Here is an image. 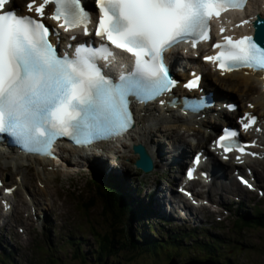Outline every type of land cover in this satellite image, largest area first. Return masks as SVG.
Instances as JSON below:
<instances>
[{
    "label": "snow or ice",
    "instance_id": "obj_1",
    "mask_svg": "<svg viewBox=\"0 0 264 264\" xmlns=\"http://www.w3.org/2000/svg\"><path fill=\"white\" fill-rule=\"evenodd\" d=\"M10 2L0 0V134L25 151L43 155H51L60 137L84 145L127 132L134 123L129 97L147 103L177 83L164 53L180 43L191 42L195 48L198 41L209 39L213 17L245 5V0H94L99 12L94 35L106 43L78 42L72 51L58 55L49 37L59 40V33H50L43 20L56 21L65 32L82 28L87 36L95 13L83 0H28L27 10L34 16L17 14ZM50 4L53 11L46 16ZM255 27L254 36L224 35L212 45L219 51L204 59L223 72L240 67L264 71V18H257ZM109 45L132 57V70L115 80L98 65L114 56ZM198 83L194 77L184 87ZM190 99L195 109L203 98ZM245 119V129L255 123L247 113L239 118ZM236 135L225 129L216 143L225 152L233 147L243 151Z\"/></svg>",
    "mask_w": 264,
    "mask_h": 264
},
{
    "label": "rangeland",
    "instance_id": "obj_2",
    "mask_svg": "<svg viewBox=\"0 0 264 264\" xmlns=\"http://www.w3.org/2000/svg\"><path fill=\"white\" fill-rule=\"evenodd\" d=\"M242 86L239 85V89H237L238 92H241ZM260 89V87H258ZM234 93V92H232ZM236 93H234L235 95ZM237 97V96H236ZM241 109L244 110L243 105L240 104ZM256 112V111H255ZM259 112V111H258ZM257 113V112H256ZM185 128V127H182ZM158 139L162 141H169L164 134H162V131H156L154 133ZM190 146L189 143L186 147L187 151L189 153H193L194 150L197 149V146H195L194 141L196 139L190 138ZM156 140V139H154ZM207 144V143H206ZM172 144H164V152H156V165L157 168L164 170L170 167L172 164L177 165V159L179 162H184L186 160V157L188 156V152L184 153L182 155L181 151L177 150L174 152V157H171L167 159L169 152L172 151L171 148ZM209 145V144H208ZM211 147V146H210ZM180 153V154H179ZM179 154V155H178ZM256 156H251L252 158H258V161L261 160V167H264V158L261 157L259 152L254 153ZM190 156V155H189ZM119 160L121 161L119 163ZM124 159L122 157L114 158L113 156H110L109 161H107L108 167H113L115 165L114 163L120 164V169L122 170L123 179L125 175L129 173L130 178H126V183L124 179L125 189L127 191H130L132 193H135V187L134 184L142 174L138 172V170L135 168V166H132L133 160H127V163L124 162ZM130 164H129V163ZM132 162V164H131ZM32 167L29 166L30 174L27 173L24 175L23 180L21 181V177L15 175L13 172V175L10 173H4L3 175L0 173V177L4 182H9L10 184H17L16 185V197L13 195V207L11 209V213L8 216L10 218V221L6 224L2 223L3 215L0 212V251L1 249H5L7 253L11 252L12 255L15 257L14 259L17 260L14 261V264H21L23 260H27L31 264H76L73 259L68 258L70 256L68 251H71L69 247H67L66 251H53L54 249L50 247V243L47 241L53 239L55 240L54 244L57 243L60 239H64L66 237H73L75 239L81 238L83 241L81 242V245L84 246L85 252H88L91 257V260H95V264H98V261L96 262V259L98 258V253L95 251L92 254V251L95 250V247L97 244L96 238L98 236L93 234L92 228L94 227L95 232H101L104 233L107 229H110V221L112 218L110 216H107L105 219L103 217V214H100V211H102V208H96V206H92L91 208L88 206L83 205L87 204L84 200L87 199L89 196H93L94 192H90L89 194H86L85 190V180L84 177L85 170L80 172L75 177V184L72 183V179L69 178L70 175L68 172L64 173L61 168L57 167L56 173L50 174L49 177H47V173L43 174L41 168L36 162H32ZM38 165V166H37ZM114 167H118L115 165ZM1 169V166H0ZM79 169H87L86 164H83L82 168L78 167L76 170ZM158 169V170H160ZM80 170V171H81ZM75 171V170H74ZM232 172V169L230 170ZM245 171V168L243 169ZM244 172L241 173V175ZM172 175V174H170ZM229 173H227L226 176H228ZM145 176V175H144ZM159 176L157 174L153 175H147L144 179L147 181V185L145 188L141 190V194L143 198H148V191H146V188H153L154 182L157 180ZM162 177V176H161ZM225 176H221V178H216L215 180L220 181ZM173 177L171 176L170 179ZM40 181V182H39ZM264 182V181H263ZM260 184L264 190V183ZM24 183V184H22ZM159 187L166 188V184H172L171 181L166 179H161ZM232 183H238L237 177L233 176V182ZM19 184H22L23 186H20ZM169 184V185H170ZM163 185V186H162ZM226 185V184H225ZM238 187V184L235 185ZM26 189V190H25ZM4 189L1 187L0 192H3ZM29 191L33 193H37L36 199L31 197L29 195ZM19 193V194H17ZM130 193L131 195H133ZM253 193V194H252ZM168 194V192H167ZM166 194V195H167ZM226 194L228 193H222V197L219 199V196H212L213 198H216L214 200V203L210 201V197H203L202 200L205 201V207L206 209H202L198 212H203L201 214L198 213L200 216H204L205 218H208V222L211 224L217 223H223L221 225H218L213 228H209V230L213 233L215 231L222 232L226 235V238H232L234 237V240L231 243H234V245L241 244L242 245V251L239 253L238 257L234 258L233 256L231 258H227L226 263L222 264H264V230L263 229H252V228H244L243 230H234L233 229V216L225 212L222 208H220L221 204H228V203H236L237 197H229ZM221 195V194H220ZM246 197L244 200H248V203L245 204L246 207L250 206L251 204L254 205V201H259L262 203V206H264V199L260 198V196H257L255 192H246ZM199 199L200 197H196ZM144 200L147 202V200ZM219 199V200H217ZM128 202L131 200L134 201V198L131 196H128L127 198ZM36 204L34 205L33 209L30 204ZM165 202V201H164ZM162 202V203H164ZM189 208H193L196 210V206H192L190 202L187 203ZM207 210V211H206ZM21 211L22 213H18ZM48 211V215H47ZM31 212V214H29ZM212 212V213H211ZM48 217L50 220L49 224H45V218ZM140 219H146L140 218ZM200 220V219H199ZM201 221V220H200ZM25 223V224H23ZM136 224V220H135ZM95 225V226H93ZM99 225V226H97ZM103 225V227H102ZM204 226H209V224H202ZM135 225L133 224V227ZM230 226V227H229ZM19 229H21L22 233H20ZM41 230L38 231L37 230ZM135 230V227H134ZM141 232L144 231L143 228L140 229ZM174 233H181L183 230L179 228V226L175 225L173 230ZM233 231H235V234H231ZM189 232V231H187ZM155 232L154 234L157 237V241L160 242L162 239L160 236H158V233ZM139 232H136V235H138ZM234 235V236H233ZM106 235L102 234L101 237L104 239ZM108 237L106 236V239ZM49 239V240H48ZM164 240V239H163ZM40 242V250L37 248L38 244ZM7 243L11 248L7 247ZM95 243V244H94ZM45 245L47 248H45ZM21 247V249H20ZM223 254L227 253L229 249L227 248V251H225L226 248H223ZM34 250V251H33ZM90 251V252H89ZM247 251V252H246ZM254 251H256L254 253ZM257 251L262 252V254L257 253ZM230 252V251H229ZM20 255V257L18 256ZM53 254H57L54 257V260L50 257H53ZM80 257H82L83 254V248L81 247L79 249ZM172 254V253H171ZM89 256V255H88ZM93 256V257H92ZM148 256V255H147ZM170 255H165L163 252H160L159 256L157 257L154 253H151L150 255V262L152 264L160 263L162 258H166V261L168 260V257ZM124 260L123 264H151L149 260L144 255H133L130 253H127L123 255ZM189 257L186 253H181V258ZM88 258V257H87ZM86 258V259H87ZM200 258H206V257H200ZM13 259V257H12ZM113 257L109 256V258L106 260L108 264H111ZM101 260V259H100ZM102 262V261H101ZM183 264V263H180Z\"/></svg>",
    "mask_w": 264,
    "mask_h": 264
},
{
    "label": "bare ground",
    "instance_id": "obj_3",
    "mask_svg": "<svg viewBox=\"0 0 264 264\" xmlns=\"http://www.w3.org/2000/svg\"><path fill=\"white\" fill-rule=\"evenodd\" d=\"M18 3L22 4L21 1H18ZM24 10H27L26 5L24 6ZM257 15L264 17V0H250L249 6L245 10V13H243L242 11H236V12H233L231 15L220 19V21H218V26L220 29L224 28L225 31L223 33L219 31V34H222V35L233 34L235 36H243L248 33L250 34V32H252V29H253L252 28L253 20L255 16ZM244 20H249L250 22L246 24H241V21H244ZM216 26H217V23H215V27ZM206 51H207L206 53L207 55L208 50ZM174 59L176 60L177 64L180 66V62L182 58L178 56ZM175 60H172V55H171L172 66H174ZM201 66L203 67L206 83L209 82L210 77H213L221 85L222 89L212 85L210 82L208 83V88L213 91L214 97L217 102L219 103L226 102L227 100L226 97L228 96V93L234 92L236 93L235 95L237 96V99L241 100V103L244 104L245 106L244 112L241 113V116L244 115V113L248 111H259V114H258L259 116L257 115V118L259 121L258 123L259 131L254 132L253 130V133L251 136L256 137L258 139L257 143H259L261 147L259 150L262 151V156L264 157V87L261 85L262 82L260 81V76L254 75L252 73H248L246 71L223 72L221 70H217L216 73H213L211 70H209V67L206 64H201ZM202 67H199V70L202 71ZM239 85L242 86L241 92L237 91V89H239ZM258 86H261V89H258ZM188 113L189 115L187 116L183 112V110H180V108H178L177 110L168 105L165 108L159 107L156 104H148L146 106L141 107V109L138 111V123L139 124L137 126V129L133 130L134 131L133 133L131 132L128 134L129 135L128 140H129L130 146H127L125 148V152L131 153V157L136 159L137 156H136L135 148L137 146H140L141 144L145 145L147 149L155 148L161 152H164V144L165 145L172 144L171 145L172 151L169 152L167 159L174 157V152L177 150L187 153L186 147L188 143L190 146L191 139H190L189 134L182 133L181 131H179V128L181 127L180 125L186 124L188 126V124H190V126H194L192 127L194 129L196 128V124L206 123V120L198 121L197 119H195L194 116L192 115V112H188ZM225 113H226L225 116L228 118V116L230 115V112L227 113L225 111ZM252 114L254 115V113ZM175 121H177V123L173 124ZM245 122H247V119L245 120ZM207 124L210 125L206 127L207 129L205 130L201 129V125H200L199 131L194 133V138H196L194 143H195V146L198 147V149H203L204 147H206V142H208L209 144H212V139L214 138L213 133L217 131L216 124H218V122L211 121ZM208 129L210 130V132H207ZM159 130L162 131V134H164V136H166L169 141H162L157 138V136L154 133ZM258 132L261 135V137H257ZM154 139H156L157 142H154L153 141ZM209 152L210 150L209 151L207 150V152L204 153L202 156L205 162L209 160V163L207 165L208 167L213 164L215 165V163H217L216 160L219 159L218 155H220L219 152L216 154L217 156L214 155V161H215L214 163L210 159L211 157H210ZM234 153L235 155L237 154L236 152ZM232 157H233V160H230V158L224 160L225 163L228 165V170L233 169V168L236 169L237 166H240L243 164L241 161L234 160L235 156H232ZM244 157L250 158V155L243 156V158ZM61 158H62V161L67 166L75 167V168L76 167L82 168L83 164L87 165L88 163H90L89 158L79 159V158L73 157L72 158L74 159L73 162L69 161L65 154H63ZM252 159L256 160L254 161V163H252V160L250 159L252 168L255 173L254 175L255 180L260 184L264 181V167H261V160L258 161V158L257 159L252 158ZM106 161L108 160L104 159L103 161L99 163L100 169L101 168L105 169V166H107ZM36 163L41 167L43 174L47 173V177H49L50 174L52 175L53 173H56V164L52 160L43 158V160H36ZM31 164H32L31 160L22 158L20 156H15L13 154L12 155H7V154L0 155V166H1L0 173L2 175L4 173H10L11 175H13V172H14L15 175L24 177V175H26L27 173L30 174V169L28 168V166H32ZM217 166L220 167V169L218 170V174L212 173L211 175V177L215 176V179L218 177L221 178V175H220L221 169H223L220 161ZM217 168H214V169H217ZM117 169L118 167L117 168L114 167L115 171ZM114 170L111 169L109 172L114 173L115 172ZM216 182L218 184L216 185V189H214V194L218 195L219 199L222 197V193L229 192L232 194V192H236L237 187L234 186L235 184L232 183L231 185H225V184L222 185L221 182L217 180ZM193 185L196 186V183L193 182ZM194 186H192V189H194L195 191L196 189ZM238 186L241 189H244L243 187L240 186L239 183H238ZM208 187H209L208 189L209 191L212 190V186L209 185V182L207 184V188ZM12 188H13L12 190L13 195L16 197V189L14 185L12 186ZM155 188L157 187L153 186V188L151 189L154 190ZM159 190L160 191H159L158 197L160 198V200L158 202H159L161 209L169 208L170 210H172V213L174 214L176 212V207L174 206L172 199L168 198L166 195L168 192V189H165V188L162 189V187H160ZM174 190H176V188H174ZM195 193H197V191H195ZM29 195L33 197L34 199H36V197L34 196H36L37 193L36 192L33 193L29 191ZM171 195L173 196V199H177V197L174 195L172 190H171ZM10 198L6 197V195H3L2 198L0 197V199L3 200L6 206L7 205L12 206L13 197L11 196V194H10ZM200 208L202 209L203 205ZM183 209L185 210L184 211L185 214H190L187 217L192 216V212L188 211V208H186L185 205ZM18 213H22V212L19 211ZM4 216L8 217L9 214L6 213L4 214ZM175 223H178V222L175 221ZM139 234H141V232H139Z\"/></svg>",
    "mask_w": 264,
    "mask_h": 264
},
{
    "label": "trees",
    "instance_id": "obj_4",
    "mask_svg": "<svg viewBox=\"0 0 264 264\" xmlns=\"http://www.w3.org/2000/svg\"><path fill=\"white\" fill-rule=\"evenodd\" d=\"M108 182H109L110 187H112L114 189L113 191L114 192L116 191L118 193L117 194L115 192L116 196H120L121 190L119 189L117 181L115 180V178L114 177L108 178ZM120 197L123 201V197L122 196H120ZM123 203L126 204L125 201H123ZM133 211H135V210H133ZM140 214L142 216H145L149 213H146L145 211L141 210ZM248 220H249L248 222L250 224H255V225L264 227V211L260 210V209L258 211H255V213L252 215V217H248ZM114 229H115V227H114ZM100 235L101 234L99 233L98 237ZM138 235H141V234H138ZM125 238L126 237L123 234V232L118 230V229H115V231H113L112 234H109L107 239H106V236L104 237V239L102 237H100L97 248L103 254L102 255L103 259H101V261H102L101 264H108V262H106V258H108L109 256H112L111 254L114 255V259L117 262L116 264H123V262L121 260V258H122L121 252H123V249L126 246V244H128V246L132 244L130 239H127V241H125ZM132 239L134 240L133 237H132ZM139 250L142 251L141 249H139ZM81 264H92V263L84 261Z\"/></svg>",
    "mask_w": 264,
    "mask_h": 264
},
{
    "label": "water",
    "instance_id": "obj_5",
    "mask_svg": "<svg viewBox=\"0 0 264 264\" xmlns=\"http://www.w3.org/2000/svg\"><path fill=\"white\" fill-rule=\"evenodd\" d=\"M141 153V157L137 160V164L142 167L145 170H149V168H151L152 164H151V159L149 158V156L144 153L141 149L139 150Z\"/></svg>",
    "mask_w": 264,
    "mask_h": 264
}]
</instances>
